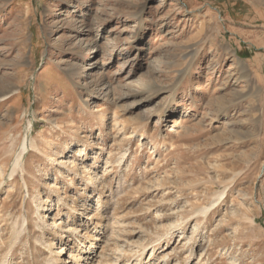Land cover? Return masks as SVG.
Masks as SVG:
<instances>
[{
	"label": "rangeland",
	"instance_id": "1",
	"mask_svg": "<svg viewBox=\"0 0 264 264\" xmlns=\"http://www.w3.org/2000/svg\"><path fill=\"white\" fill-rule=\"evenodd\" d=\"M9 89L0 264H264V0H0Z\"/></svg>",
	"mask_w": 264,
	"mask_h": 264
},
{
	"label": "bare ground",
	"instance_id": "2",
	"mask_svg": "<svg viewBox=\"0 0 264 264\" xmlns=\"http://www.w3.org/2000/svg\"><path fill=\"white\" fill-rule=\"evenodd\" d=\"M75 7V6H74ZM11 91H13V89H9V90H7V91H0V100H2V99H4L5 98V95L7 94V93H10ZM118 131H119V129H118ZM23 149H25V147L23 148ZM48 157H51V156H48ZM61 163V162H60ZM51 186H53L52 184H51ZM46 216V213H44V217ZM57 225V224H56ZM53 226H54V224H53ZM61 226V225H60ZM62 229V232H67L68 234L69 233H73L74 234V232L77 230V228L76 227H73L72 226V224H69V225H65V229H64V227H62L61 228ZM113 231V230H112ZM111 231V232H112ZM15 232V231H14ZM77 232V231H76ZM79 244H80V246H82V250H81V253H83V252H85L86 254H87V256H86V258H88L89 260L87 261L88 263L90 262V261H93V257H95V254H93L94 256H90V257H88V255L90 254V249H89V247L90 246H92L93 244L92 243H89L90 244V246L89 247H87L86 245H85V243H84V241L82 240H80L79 239ZM93 247V246H92ZM79 249H81V247L79 248ZM84 249V250H83ZM59 251L60 252H62L63 251V247H60L59 248ZM93 252H95L96 250L94 249V250H92ZM54 261V260H53ZM98 259L97 258H95V264H97L98 263Z\"/></svg>",
	"mask_w": 264,
	"mask_h": 264
}]
</instances>
